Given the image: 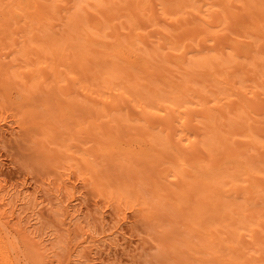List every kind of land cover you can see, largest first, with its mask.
I'll use <instances>...</instances> for the list:
<instances>
[{
    "label": "bare ground",
    "instance_id": "obj_1",
    "mask_svg": "<svg viewBox=\"0 0 264 264\" xmlns=\"http://www.w3.org/2000/svg\"><path fill=\"white\" fill-rule=\"evenodd\" d=\"M6 131L47 176L0 180V264H95L129 217L132 264H264V0H0Z\"/></svg>",
    "mask_w": 264,
    "mask_h": 264
},
{
    "label": "rangeland",
    "instance_id": "obj_2",
    "mask_svg": "<svg viewBox=\"0 0 264 264\" xmlns=\"http://www.w3.org/2000/svg\"><path fill=\"white\" fill-rule=\"evenodd\" d=\"M2 123H4V121H2ZM46 176L47 175H46L45 172L39 170L38 164H35V162L32 161L30 150L28 149V146H27V144H26V142H25L23 137L12 136V135L9 134L8 131L5 132L3 137H0V180L1 181L3 180L2 182H4L6 180L8 184H12V183H16V182L19 183L22 180L27 179L29 188L30 189H34L36 186H40L42 184L43 178H45ZM43 186L46 187V188H50L48 190H45V192L43 191V193H44V195L46 197V198L44 197L46 199V203L45 204H47V201H48V203L53 201V200L50 201L49 200L50 198H47V197H51V199H55V195L58 192V190L53 185H49L48 183H44ZM84 195L86 196L87 199H86V202L82 205L83 208L81 207V210H83V211L80 210L81 211L80 213H83L85 215V216L82 215V217L83 216L86 217V215H87V218H85L88 221L87 224L88 223L92 224V222L94 223V225H92V226H94L92 228V230L93 229L95 231L96 230L100 231L102 229L104 230L107 227L104 225V222H102V223L99 222L100 220L102 221V219H99V221L97 220V222L94 219V218H96L95 215H97V214L96 213L94 214V201L95 200H94L93 196L90 195L87 191H85ZM56 201L57 200H55L54 202L56 203ZM57 203H58V201H57ZM50 205L53 206L54 203L53 204L49 203L42 210L43 211L42 215H44L45 219L47 220V222H46L45 219H43L44 220L43 223H45L47 227L49 226L48 220L53 221L52 219L54 217V216H52L53 212L51 210H49ZM56 206H58V205H56ZM56 206H53V207H56ZM56 209H57V207H56ZM53 210H54V213H53V215H54L55 211H57V210H55V209H53ZM50 212H52V213H50ZM56 214L58 215V213H56ZM109 214L110 213L106 212V220L108 222L111 220ZM131 214H132V212H129V215H131ZM93 215L95 217H93ZM80 216H81V214H80ZM59 217L60 216H58V218ZM84 217H83V219H84ZM54 218L56 219V221H54L53 223H56L57 220L59 221V219H60V218L57 219V216L54 217ZM97 218H98V216H97ZM83 219H82V221L85 224L86 220L85 219L83 220ZM132 221H133V218L129 217L127 222L122 223V226L121 225L115 226V224L113 222L111 224H113V226H115V227H113V226H111V224H109V227H111V228L108 227L106 229L107 235L108 234L110 235V234H112L115 231V232H118V233L121 234V235L117 236V238L120 241V243H122L121 241H123L124 237L126 238V240L123 241L124 245L123 244H120L121 246L119 245V249L120 250L118 249V246H117V249L114 248L117 251H114V249H112L114 251V252L112 251L113 253L107 251V252H109V255L111 253L110 256L107 255L108 253H106L105 251L103 252L104 254L102 253V255L100 256L101 258L99 256H97L96 260H98V261L95 260L94 261L95 264L96 263L97 264H116V263L117 264H132V262L130 261L131 258H129V256H128L130 254H127L126 252L123 253L124 251L122 250V248H124L125 246H126V248H128V251H130L129 249L133 250V248L136 245V241L135 240L138 237V232L139 231L136 228L132 227L133 226V222ZM108 222H107V226H108ZM58 223H57V226L59 227ZM105 223H106V221H105ZM45 224H44V226H45ZM52 225L56 226V224H51V229L54 227V226L52 227ZM44 226H42V228ZM92 226L90 225V227H92ZM120 226L122 228H119ZM45 227L43 229H41V230L44 231ZM62 227H60V228L63 229V230H61V232L58 233V235L61 236V237L57 236L58 240L55 239V241L57 240V242H58L60 240V242L54 243L55 241L53 240V244L54 245H56V244L58 245L59 244V245L63 246V242H65L67 240V237L70 238V232H68V230H67L68 233H66V231H64L65 230L64 229L65 226L63 228ZM49 228H50V226H49ZM49 228L46 229L47 231H45L44 234L48 233V231L50 230ZM57 229H59V228H57ZM43 231H41V232H43ZM96 232H98V231H96ZM101 235H104V234L102 233ZM122 235H124L123 238H122ZM67 242H68V240H67ZM50 244H51V242H50ZM65 244H64V246H65ZM50 246H53V245H50ZM63 247H62V249H63ZM57 249H58V246H57V248L55 247V251ZM59 250L60 249H58V251ZM58 251L56 253L60 252V251L59 252ZM140 251L143 252V254H144L143 257H145V258H142V259H146L147 257L149 258V257H156L157 256V251L155 249L143 250V248L142 249L140 248ZM64 252H65V250H64ZM62 254L59 255V257L62 256ZM145 262H146V260H145ZM139 263H141V262H139ZM146 263L143 262L142 264H146Z\"/></svg>",
    "mask_w": 264,
    "mask_h": 264
}]
</instances>
